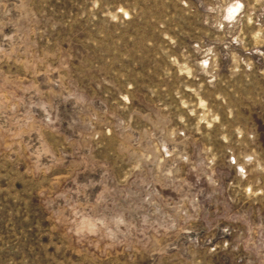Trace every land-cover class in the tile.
Segmentation results:
<instances>
[{
    "label": "rangeland",
    "instance_id": "obj_1",
    "mask_svg": "<svg viewBox=\"0 0 264 264\" xmlns=\"http://www.w3.org/2000/svg\"><path fill=\"white\" fill-rule=\"evenodd\" d=\"M0 264H264V0H0Z\"/></svg>",
    "mask_w": 264,
    "mask_h": 264
}]
</instances>
